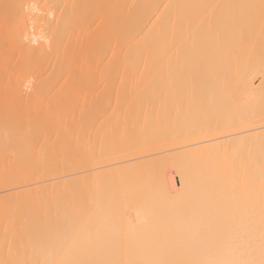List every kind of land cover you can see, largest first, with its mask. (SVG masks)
<instances>
[{"label":"bare ground","instance_id":"6f19581e","mask_svg":"<svg viewBox=\"0 0 264 264\" xmlns=\"http://www.w3.org/2000/svg\"><path fill=\"white\" fill-rule=\"evenodd\" d=\"M0 138V264H264V0H0Z\"/></svg>","mask_w":264,"mask_h":264},{"label":"rangeland","instance_id":"374dc122","mask_svg":"<svg viewBox=\"0 0 264 264\" xmlns=\"http://www.w3.org/2000/svg\"><path fill=\"white\" fill-rule=\"evenodd\" d=\"M150 74L152 75V73H150ZM148 75H149V74H148ZM155 75H156V74H155ZM153 76H154V74L152 75V77H153ZM81 77L83 78V80H80V81L77 82V91H75V92L77 93V112H78V110H80V112H81L82 109H83L82 112H84L85 109H88V107H90V106H91V107L93 106V108H95V105H96V106H97V105H98V106H100V105L102 106L101 102H103L106 98L108 99V97H109V98H113L112 96H113L116 92H118V91L120 92L119 89H122L120 86H119L118 88H116L118 82H117V81L115 82L114 80H113V82L111 81L112 83H107V84H103V82L101 83V81H102V80H101V77H103V75L101 76V75H99V74H96V77L99 78V79L101 80V81L99 82L98 79H97V81H98L99 83H101V84H98V83H96V82H97L96 80H95V81L93 80L95 77H94L93 79H86V78H87L86 75H85L86 78H84L83 75H82ZM144 77H145V76H144ZM152 77L150 76L151 79L149 78L148 81H149V80L151 81V80H152ZM155 77H156V76H155ZM153 78H154V77H153ZM145 84H146V83H145ZM145 84H143V86H144ZM146 85H147V84H146ZM146 85L144 86L145 88H146ZM122 90H123V89H122ZM110 96H111V97H110ZM90 98H91V99H90ZM89 99H90V100H89ZM62 103H63V102H62ZM45 104H46V103H44V105L42 104V107H43L44 109L46 108V105H45ZM50 104H51V103H50ZM50 104H49V105H50ZM60 104H61V103H60ZM99 104H100V105H99ZM104 104H105V102H104ZM47 105H48V103H47ZM49 105H48V107H49ZM37 106L39 107L40 105H37ZM50 106H51V105H50ZM40 107H41V106H40ZM42 107H41V108H42ZM66 107H67V106H66ZM66 107H65V109H69V108H66ZM34 108H35V106H34ZM41 108H40V109H41ZM43 108H42V109H43ZM84 108H85V109H84ZM40 109L37 108L36 111L38 112ZM42 109H41V110H42ZM44 109H43V110H44ZM47 109H48V110H46V109H45V110H46V111H51V108H47ZM49 109H50V110H49ZM32 110H33V106H32ZM34 110H35V109H34ZM41 110H40V112H41ZM43 110H42V112L40 113V115H38V113L36 112L38 117L36 116L35 119H36V118H39V116H41V114H43L42 117L44 116V113H43L44 111H43ZM65 111H66V110H65ZM67 111H68V110H67ZM46 113H47V112H46ZM46 113H45V114H46ZM78 113H79V112H78ZM65 114H66V113H65ZM33 115H36V114H33V113L30 114V113H29V114L26 116L27 119H26V118H23L25 121H24V120H21V124H22V123H23L22 125L27 124V126H24V127H28L29 125H31V126L33 127L36 123H37V124H36L37 126H38V125L40 126V125L42 124V122H43L42 117L39 118V119L42 120V121L40 122V124H38V123H39V122H37L38 120L36 121V120L34 119ZM46 115H47V114H46ZM46 115H45V117H46ZM89 115H91V114H89ZM47 116H48V117H46V119H45L46 121H47V119L49 118V116L51 117V114H49V115H47ZM66 117H68V114H66ZM43 118H44V117H43ZM53 118H54V117H52V119H53ZM49 119H50V118H49ZM49 119H48V120H49ZM52 119H50V120H52ZM45 120H44V122H45V123H44L45 126L51 124V123L46 122ZM50 120H49V121H50ZM55 120H56V118L53 120V121L55 122V127H56V128H55V127H54V128L57 129V127H58V131H57V132H59V130L62 129V128H60L59 125L56 126L58 121L56 122ZM23 121H24V122H23ZM59 121H60V120H59ZM50 122H51V121H50ZM54 122H52V123L54 124ZM47 123H48V124H47ZM28 124H29V125H28ZM46 124H47V125H46ZM58 124H59V122H58ZM22 125H21V126H22ZM63 125H64V122H63L62 126H63ZM31 126H30V127H31ZM45 126L43 125V127H45ZM52 126H53V125H52ZM60 126H61V123H60ZM22 127H23V126H22ZM34 127H35V126H34ZM48 128H49V126L47 127V133H48L49 131L52 130V129H51V130H48ZM54 128H53V129H54ZM55 129H54V131H55ZM52 131H53V130H52ZM52 131H51V133H50L51 135H55V134L57 135V132L55 133V132L53 131V132L55 133V134H53ZM60 131H61V130H60ZM62 131H63V129H62ZM60 134H63V132H62V133L60 132ZM60 134H58V136H61ZM0 139H1V138H0ZM2 140H3V139H2ZM0 142L2 143L3 141H0ZM3 144H5V142H4ZM3 144H2V145H3ZM0 145H1V144H0ZM66 146L68 147V145H65L64 147L66 148ZM1 147H3V149H4V145L1 146ZM62 148H63V147H62ZM65 148H64V149H65ZM0 149H1V148H0ZM5 149H6V147H5ZM65 150H66V149H65ZM2 151H4V150H2ZM2 151H1V152H2ZM60 151H61V150H60ZM5 156H6V154H5ZM5 156H4V157H5ZM2 158H3V157L1 156V161L4 160V158H3V159H2ZM11 159H12V158H11ZM11 159H10V160H11ZM6 160H7V161H6ZM12 160H15V159H12ZM12 160H11V161H12ZM1 161H0V162H1ZM5 161L7 162L6 164H5ZM5 161H2L5 165H4L2 162L0 163V171H2V170H7L8 167H10L9 169L12 170L11 166H9V158H5ZM10 164H12V163H10ZM4 166H8V167H7V168L5 167V168H6V169H5ZM55 166H56V165H55ZM58 166H60V164H57L56 167L58 168ZM63 166H64V165L62 164V165H61V168H63ZM65 166H66V165H65ZM65 166H64V167H65ZM12 167H13V166H12ZM53 167H54V166H53ZM3 168H4V169H3ZM1 169H2V170H1ZM13 169H14V167H13ZM51 169H52V168H51ZM51 169H50V171L52 172ZM53 169L55 170V168H53ZM65 169H66V168H65ZM263 169H264V168H263ZM54 170H53V173L55 174V173L57 172V170H55L56 172H54ZM58 170H59V172H60V173L58 172V174L60 175L61 172L63 171V169L61 170V169L59 168ZM60 170H61V171H60ZM8 171H9V170H8ZM8 171H7V173H9ZM50 171H49V173H51ZM3 172H4V171H3ZM115 172H116V171H115ZM13 173H16V171L14 172V170H13V172H11V174L14 175V176H15L14 178H17V179L15 180V179L12 177V175H11V176L8 175L9 177H11V178L9 179V178L6 176V178L8 179V181L10 180V181L8 182V181H6L7 179H4V178H5V176H4L3 179H2V180H5L4 185L2 184L3 186H6V182H7V184L9 183V184L11 185L12 182H14L13 184H15V183H17V182L20 181V180H18V177H19V176L16 177L17 174H13ZM49 173H48V174H49ZM53 173H52V174H53ZM256 173H257V172H256ZM263 173H264V172H263ZM263 173H261V174H263ZM0 174H2V172H1ZM4 174H5V173H4ZM9 174H10V173H9ZM52 174H50V175L53 177ZM2 175H3V174H2ZM2 175H1V176H2ZM18 175H19V173H18ZM55 175H56V174H55ZM59 175H56V176L58 177ZM263 175H264V174H263ZM263 175H262V176H263ZM51 176H50V177H51ZM259 176H260V175H259ZM259 176H257V177L255 178V181H256L255 183H258V181L262 178V177H261V178H258ZM52 177H51V178H52ZM53 178H55V177H53ZM257 178H258V181H257ZM20 179H21V178H20ZM2 180L0 179V181H2ZM12 180H13V181H12ZM1 183H2V182H1ZM0 185H1V184H0ZM10 185H8L7 187H9ZM261 185H263V184H261ZM3 186H1V187H3ZM7 187H6V188H7ZM3 188H5V187H3ZM253 196H257V197H258V194H257V195H254V194H253Z\"/></svg>","mask_w":264,"mask_h":264}]
</instances>
